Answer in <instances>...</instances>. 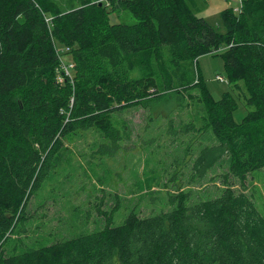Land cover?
<instances>
[{
  "label": "trees",
  "instance_id": "trees-1",
  "mask_svg": "<svg viewBox=\"0 0 264 264\" xmlns=\"http://www.w3.org/2000/svg\"><path fill=\"white\" fill-rule=\"evenodd\" d=\"M195 6L0 0V264H264V217L244 192L247 175L264 168V0H243L239 12L225 7L219 27ZM122 11L134 21L111 23ZM204 54L223 58L228 82L242 83L250 107L236 121L234 95L213 99L198 75L203 128L216 143L200 149L191 171L198 180L227 161L215 196L191 201L179 191L166 211H131L118 225L107 217L97 231L21 251L3 247L63 139L94 128L115 140L114 113L185 91L184 65Z\"/></svg>",
  "mask_w": 264,
  "mask_h": 264
},
{
  "label": "rangeland",
  "instance_id": "rangeland-1",
  "mask_svg": "<svg viewBox=\"0 0 264 264\" xmlns=\"http://www.w3.org/2000/svg\"><path fill=\"white\" fill-rule=\"evenodd\" d=\"M242 3L195 0V13L219 27L220 11L233 7L239 12ZM109 19L111 23L134 21L128 11L111 13ZM62 59L67 62V57ZM184 66L191 76L185 91H171V96L164 93V97L123 108L111 116L118 134L115 140L94 128L63 139L24 208L25 218L17 222L5 242L6 250L16 247L21 251L97 231L106 225L107 217L110 225H118L131 211L141 216L166 211L172 207L171 196L179 191L188 193L191 201L219 192L226 160L198 180L191 171L200 149L216 143L211 130L203 128L205 110L196 99L200 95L197 82L200 79L213 99L230 91L239 104L236 121L250 107L244 104L242 83L236 88L228 82L220 55L204 54ZM217 75L225 80L219 81ZM173 85L179 86V81ZM230 182L236 190H243L236 178L230 177ZM244 192L264 217V168L247 175Z\"/></svg>",
  "mask_w": 264,
  "mask_h": 264
},
{
  "label": "built area",
  "instance_id": "built-area-1",
  "mask_svg": "<svg viewBox=\"0 0 264 264\" xmlns=\"http://www.w3.org/2000/svg\"><path fill=\"white\" fill-rule=\"evenodd\" d=\"M72 65L70 64L69 66H62L65 74H68V70ZM60 79V78H59ZM216 79H218L219 81H224L225 79L223 78V76L217 75Z\"/></svg>",
  "mask_w": 264,
  "mask_h": 264
}]
</instances>
